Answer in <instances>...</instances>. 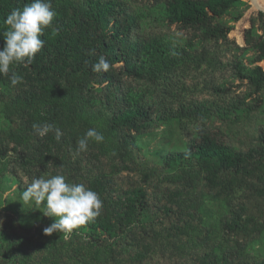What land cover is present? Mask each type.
<instances>
[{
	"label": "rangeland",
	"instance_id": "obj_1",
	"mask_svg": "<svg viewBox=\"0 0 264 264\" xmlns=\"http://www.w3.org/2000/svg\"><path fill=\"white\" fill-rule=\"evenodd\" d=\"M121 1L142 17L140 30L144 36L160 34L174 44L184 43L185 31L162 23L161 12L148 0ZM240 2L221 18L241 16L227 36L230 43L220 38L196 44L194 49L173 59L166 78L124 77L137 95L157 103V108L168 113L166 124H157L148 131L143 143L146 147L141 152L125 145L110 129L107 116L92 108L85 98L86 81L80 76L61 81L57 94L27 78L32 76L30 72L21 76L19 88L0 85V171L13 172L19 181L0 183V251L5 238L18 232L32 251L26 261L16 257L15 264H44L41 258L46 251L68 254L82 242L72 232L45 235L43 230L54 219L43 215L44 205H37V212L26 217L7 210L17 185L26 187L37 177L36 172L62 174L68 183L87 187L88 179L101 170L111 174L109 164H132L133 173H114L120 187L139 185L149 194L150 183L172 182L170 186L180 192L169 205L170 213L144 229L134 230L124 246L125 252L115 253L117 260L111 264H202L200 257L205 254H221L230 258L229 262L264 260V162H249L239 173L193 165L190 172L161 175L160 163L152 153L161 140L181 146L183 138L199 128L211 130L240 153L256 147L257 129L264 124V89L255 93L248 77L255 66L264 72V61L253 64L255 55L240 52L231 42L244 48V41L239 45L234 33L241 34L243 40L244 31L252 24L257 34L262 32L258 11L251 13L248 1ZM121 65L115 67L119 69ZM8 88L11 96L6 97ZM20 88L26 93H21ZM245 94L252 95L251 99L244 101ZM34 123L59 127L63 133L60 141L52 132L38 137ZM90 128L102 133L104 140L89 141L87 151L78 152L77 141ZM49 140H53L50 147L55 150L46 163L39 159L38 151ZM92 152L96 153V160ZM19 201L23 202L21 197ZM174 224L177 230L173 229ZM105 247L106 252L115 248L112 242Z\"/></svg>",
	"mask_w": 264,
	"mask_h": 264
},
{
	"label": "trees",
	"instance_id": "obj_2",
	"mask_svg": "<svg viewBox=\"0 0 264 264\" xmlns=\"http://www.w3.org/2000/svg\"><path fill=\"white\" fill-rule=\"evenodd\" d=\"M148 1L161 12L162 23L185 31L183 44H174L160 34L144 36L140 30L142 17L128 3L121 0H51L56 16L41 37L45 41L44 47L36 54L32 64H13L10 66L11 71L19 77L30 72L32 76L27 78H32L43 90L49 88L55 94L60 93L61 81L82 77L86 81L85 98L92 108L101 110L107 116L110 129L125 145L141 152L146 147L143 143L147 139L148 131L157 124H166L168 113L157 108V103L137 95L134 89L124 82V77L145 76L153 80L158 76L169 77L166 73L173 59L186 53L188 49H194L196 44L220 38L230 43L227 36L233 30L232 24L241 17L238 15L229 20L221 19L237 3H241L240 0ZM247 1L251 13L258 11L249 0ZM257 2L264 8V0ZM27 3H30V0H0V48L4 46V33L9 30V26L4 22L6 16L12 9H22ZM243 5L247 6L245 3ZM258 18L262 35L257 34L252 24L244 31L243 40L241 34L234 33V39L239 45L244 41V48H238L235 42H231L240 52L253 53V64L264 61V13L258 12ZM100 56L108 60L110 69L108 72L94 73L91 65L97 62ZM120 63L122 65L117 69L115 65ZM248 80L255 93L261 92L264 89L262 68L255 66ZM8 83L9 77L0 75V85H8L10 89L22 86V82L15 86ZM9 91L8 88L4 96H11ZM19 91L26 93L22 88ZM251 97L252 95L245 94L243 100ZM183 139L181 146L169 145L161 140L152 150L160 163L161 175L190 172L189 169L193 165L239 173L249 162H264V124H260L257 129L256 147L244 153L228 147L207 128H199L194 134ZM53 144V140L41 144L39 159L46 163L49 161L55 150L50 147ZM92 155L96 160V153L92 152ZM34 159L38 160L35 156ZM6 172L7 174L0 171V183L19 182L16 174ZM108 172L111 174L101 170L87 182V187L97 192L103 201L101 215L72 231L76 238L82 239L79 246L72 248L68 254L60 255L46 251L41 258L44 264L115 263V253L125 252L124 246L133 231L144 229L170 213L169 205L176 201L180 192L179 188L170 186L172 182L150 183L147 185L151 189L149 194L146 188L139 185L120 187L114 179V173H133L132 164H109ZM35 174L36 178L51 176L44 171ZM26 187L17 185L14 200L9 202L7 208L21 217H26L30 212H37V205H44L20 202L21 193ZM180 223L183 224L182 220ZM172 227L177 228L175 224ZM111 242L115 248L106 252L108 247L105 246H110ZM96 248L98 250H95ZM31 251L32 246L22 241L18 232H12L5 238L3 250L0 251V263L15 264L16 257L26 261ZM229 259L221 254H205L200 257L202 264H264V260L232 259L229 262ZM116 264H120V261Z\"/></svg>",
	"mask_w": 264,
	"mask_h": 264
},
{
	"label": "clouds",
	"instance_id": "obj_3",
	"mask_svg": "<svg viewBox=\"0 0 264 264\" xmlns=\"http://www.w3.org/2000/svg\"><path fill=\"white\" fill-rule=\"evenodd\" d=\"M55 10L51 0H30L22 9L14 8L5 18L9 30L4 33V46L0 48V75L7 76L11 85L21 82V77L11 71L10 66L17 63L32 64L37 53L44 47L41 38L44 30L51 26ZM110 64L104 56L91 65L94 73L108 72ZM38 137L54 133L60 141L63 133L52 124L32 125ZM104 136L94 128L88 129L77 141V151H87L89 141L103 142ZM25 203L44 204L42 212L46 217L54 218L53 223L43 231L45 235L53 233L70 234L74 229L86 225L101 215L103 201L99 194L83 183H68L62 174L34 178L21 193Z\"/></svg>",
	"mask_w": 264,
	"mask_h": 264
},
{
	"label": "bare ground",
	"instance_id": "obj_4",
	"mask_svg": "<svg viewBox=\"0 0 264 264\" xmlns=\"http://www.w3.org/2000/svg\"><path fill=\"white\" fill-rule=\"evenodd\" d=\"M251 4L258 10H264V8H262L260 6V4L257 2V0H250Z\"/></svg>",
	"mask_w": 264,
	"mask_h": 264
},
{
	"label": "water",
	"instance_id": "obj_5",
	"mask_svg": "<svg viewBox=\"0 0 264 264\" xmlns=\"http://www.w3.org/2000/svg\"><path fill=\"white\" fill-rule=\"evenodd\" d=\"M258 12H263L264 13V10H258Z\"/></svg>",
	"mask_w": 264,
	"mask_h": 264
}]
</instances>
